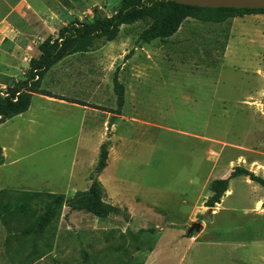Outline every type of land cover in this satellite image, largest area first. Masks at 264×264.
I'll return each mask as SVG.
<instances>
[{
	"label": "rangeland",
	"instance_id": "obj_1",
	"mask_svg": "<svg viewBox=\"0 0 264 264\" xmlns=\"http://www.w3.org/2000/svg\"><path fill=\"white\" fill-rule=\"evenodd\" d=\"M118 3L0 0V88L26 76L45 37L71 19L109 15ZM144 27L123 25L112 40L94 42V56L73 55L43 77L45 92L91 107L92 138L81 110L37 99L32 123L9 124L17 135L14 156L25 157L0 174L4 182L65 198L50 222L34 230L46 209L42 196L29 211L10 212L7 224L0 220V264L254 262L234 226L264 234V188L237 176L219 203L204 201L209 182L234 166L264 177V15L187 17L172 36L139 44ZM114 73L123 89L120 105ZM103 143L106 165L97 179L118 211L100 218L72 209L67 199L89 187ZM203 228L200 244L193 243Z\"/></svg>",
	"mask_w": 264,
	"mask_h": 264
},
{
	"label": "trees",
	"instance_id": "obj_2",
	"mask_svg": "<svg viewBox=\"0 0 264 264\" xmlns=\"http://www.w3.org/2000/svg\"><path fill=\"white\" fill-rule=\"evenodd\" d=\"M244 13H264V9L199 7L172 0H119L116 11L109 15L99 13L94 15L92 20L71 19L62 25L55 35H48L38 43L39 54L29 59L28 71L23 79L16 80L4 89L0 88V123L28 108L32 93L42 92L40 84L44 73L59 60L73 53L89 51L97 40L102 42L112 40L123 25L143 22L145 27L139 32L135 41L146 44L154 39L172 36L187 17L218 21L224 17ZM127 54L125 58H128ZM113 89L120 105L123 89L116 73L113 75ZM106 157L107 149L103 143L99 148L96 165L90 174L89 187L67 199L72 209L84 210L100 218L118 211L117 207L104 200V189L97 179V174L106 165ZM2 160L0 146V163ZM241 175L264 187V177L244 167L234 166L225 178L212 179L209 182L208 188L211 194L204 201V205L211 207L218 203L227 190L229 179ZM15 195L17 196L14 197ZM37 196L47 200L46 209L32 222L31 228L34 230L49 223L65 198L61 193L38 194L29 191L1 190V222L7 224L12 211L17 213L29 211Z\"/></svg>",
	"mask_w": 264,
	"mask_h": 264
},
{
	"label": "crops",
	"instance_id": "obj_3",
	"mask_svg": "<svg viewBox=\"0 0 264 264\" xmlns=\"http://www.w3.org/2000/svg\"><path fill=\"white\" fill-rule=\"evenodd\" d=\"M253 14L254 15H264V13H244L243 15L244 16H246V15L251 16ZM146 44H148V43H146ZM85 54H89V55H87L89 57L94 56L92 51H90V50L86 51V52H82V53L77 52V53H73V54L65 56L64 58L59 60L57 63H60L63 60H67L68 58H70L73 55L74 56L78 55V56L81 57V56H84ZM72 63H76L78 66H82V64H84L83 61H78V60L77 61H73ZM87 64H88V66H90L89 65L90 63H87ZM93 64L94 63H92V65ZM45 73H44V75H45ZM44 75H43V77H44ZM43 77L41 79V84H40V88L42 89V92H40V93H35V92L32 93L28 108L24 112L19 113L17 115H14L11 118H8L5 121H3L2 123H0V146L2 148V155H3V160L0 163V174L3 171H5L8 166H11V165L15 164L16 160H19L20 158L25 157V155H22V156H19V157H15L14 156L15 153L17 152V150L15 148V146H16L15 140H16V136L17 135H15V132H14L13 129H10L9 124L11 122H13L14 120H17V119H23L24 121H27L28 123H32V121H30L29 118H33V113H31V111H32V108H33L32 105H33L34 99H37L38 101H40L43 104L48 103V104H50L52 106H55V107L58 106V105H63V106H68V107H72V108H76V109L81 110V123H83V122L85 123L86 122V125L84 127V130L86 131V135L88 137H91V138L94 135L93 133H94L95 121H94L93 118H91V119L88 118L90 112H92V111H90L91 107L87 103L80 102L77 97H74L72 99H67V98H65V96H64L65 94H63V93L62 94L61 93H57L56 94V92H53L51 90H50V92H45L44 90L47 91L49 89H47L45 87V83H44V78ZM62 89H64V88H59L57 90L60 92ZM67 89L68 90H72V87L69 86L65 90H67ZM91 114H93V113H91ZM26 116L28 117V119L26 118ZM85 117H87V119H85ZM10 131L12 132L11 134H10ZM245 177H247V176H245ZM233 178H235V177H233ZM230 179H232V178H230ZM70 180H71V178H70ZM24 183L22 184V183L17 182L15 184L8 185V184H6L4 182L3 176L0 175V191L1 190L30 191V190L33 189V186H30L26 182H24ZM225 193H227V194L230 193L228 187H227V190L225 191ZM223 195H222V197H223ZM222 197H221V199H222ZM208 207H210V206H208ZM211 207H213V206H211ZM233 213H235V212H233ZM248 214L249 213H247V217L249 216ZM244 217H246V216H244ZM205 228L201 229L199 232L195 233L194 236H192V238H194L193 243L194 242H199V244H200L199 240H200V237H201V233L204 231ZM234 228L241 233V236H242L241 239H244L243 241H241V243L244 242V243L241 244V246H243V244H244L246 247L247 246L251 247L252 248L251 250L253 251V253L255 255L254 262L253 263H248V264H264V234L261 233V232H257L255 227H253L251 225H247V226L237 225V226H234Z\"/></svg>",
	"mask_w": 264,
	"mask_h": 264
},
{
	"label": "water",
	"instance_id": "obj_4",
	"mask_svg": "<svg viewBox=\"0 0 264 264\" xmlns=\"http://www.w3.org/2000/svg\"><path fill=\"white\" fill-rule=\"evenodd\" d=\"M178 3L199 7H232L247 9H264V0H172ZM199 225V224H198Z\"/></svg>",
	"mask_w": 264,
	"mask_h": 264
}]
</instances>
